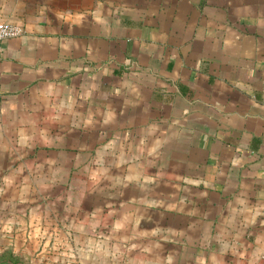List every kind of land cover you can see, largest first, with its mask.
Masks as SVG:
<instances>
[{
	"label": "crops",
	"instance_id": "crops-1",
	"mask_svg": "<svg viewBox=\"0 0 264 264\" xmlns=\"http://www.w3.org/2000/svg\"><path fill=\"white\" fill-rule=\"evenodd\" d=\"M0 21L23 27L0 212L75 197L59 218L119 214L164 264H264V0H0Z\"/></svg>",
	"mask_w": 264,
	"mask_h": 264
},
{
	"label": "rangeland",
	"instance_id": "rangeland-1",
	"mask_svg": "<svg viewBox=\"0 0 264 264\" xmlns=\"http://www.w3.org/2000/svg\"><path fill=\"white\" fill-rule=\"evenodd\" d=\"M1 195L0 202H3ZM71 199L75 197L50 199L46 214L38 213L35 219L31 216L32 220L31 207L40 208L45 199H17V205L9 204L10 212L3 207L0 212V258L8 264H164L166 247H159L160 255L140 249V244L146 240L140 238L142 242L135 243V237L120 226L119 214L110 222L103 220V214L98 221L97 216L80 211L59 218L55 208ZM95 220L98 221L96 225Z\"/></svg>",
	"mask_w": 264,
	"mask_h": 264
},
{
	"label": "built area",
	"instance_id": "built-area-1",
	"mask_svg": "<svg viewBox=\"0 0 264 264\" xmlns=\"http://www.w3.org/2000/svg\"><path fill=\"white\" fill-rule=\"evenodd\" d=\"M23 32V27L17 23L9 21H0V56L3 53L4 41L19 36ZM264 260V250L262 252Z\"/></svg>",
	"mask_w": 264,
	"mask_h": 264
},
{
	"label": "trees",
	"instance_id": "trees-1",
	"mask_svg": "<svg viewBox=\"0 0 264 264\" xmlns=\"http://www.w3.org/2000/svg\"><path fill=\"white\" fill-rule=\"evenodd\" d=\"M2 258V257H1ZM0 258V264H8V261L7 260H3Z\"/></svg>",
	"mask_w": 264,
	"mask_h": 264
}]
</instances>
